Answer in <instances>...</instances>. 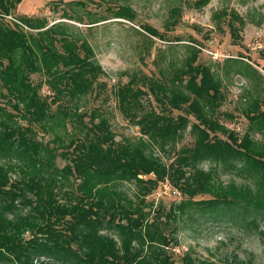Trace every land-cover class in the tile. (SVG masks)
<instances>
[{
    "label": "trees",
    "instance_id": "obj_1",
    "mask_svg": "<svg viewBox=\"0 0 264 264\" xmlns=\"http://www.w3.org/2000/svg\"><path fill=\"white\" fill-rule=\"evenodd\" d=\"M19 1L0 0V98L13 111L0 107V264H211L189 253L174 259L168 253L177 244L166 234L170 223L186 214L222 215L257 227L258 217L264 218V142L248 131L238 137L220 124L217 110L225 95L211 68L198 62L199 45L189 41L188 55L169 83L133 76L117 86L119 112L138 127L141 137L116 141L97 111L89 114L90 126L83 121L88 114H78V103L103 86L98 81L104 71L91 46L64 22L49 26L44 18L29 17L8 21L5 17ZM208 1L195 5L201 8ZM114 16L134 20L125 7ZM213 19L224 20L231 37L239 38L236 22L242 26L244 20L234 10H221ZM143 31L164 39L150 26ZM228 59L246 64L243 56ZM246 65L252 76L257 73ZM36 73L46 79L34 85L28 76ZM44 85L51 96L40 94ZM147 95L158 110L143 106L140 98ZM18 114L26 126L11 124ZM96 116L100 120L94 123ZM245 117L258 123L264 135L261 101L254 100ZM67 121L80 127L81 137L63 144L55 129L65 130ZM34 125L55 134L53 147L36 140ZM188 128L192 145L164 164L154 148L165 152ZM57 152L69 156L62 168L52 163ZM203 163L211 169L200 168ZM220 166L252 178L256 190L216 181ZM15 172L20 176L12 180ZM166 181L184 199L167 210L160 205L152 215L145 199ZM123 184L134 185L133 198L120 189ZM202 196L209 198L196 199Z\"/></svg>",
    "mask_w": 264,
    "mask_h": 264
},
{
    "label": "rangeland",
    "instance_id": "obj_2",
    "mask_svg": "<svg viewBox=\"0 0 264 264\" xmlns=\"http://www.w3.org/2000/svg\"><path fill=\"white\" fill-rule=\"evenodd\" d=\"M196 1L20 0L5 18L12 23L14 19L24 17L44 18L49 26L64 22L62 24L67 25L70 33L88 42L95 60L104 71L98 81L103 86L78 103V114L86 112L88 117L83 121L90 126L89 114L97 111L109 123L116 141L135 142L141 137L138 127L119 112L114 94L117 86L127 83L133 76H146L169 83L173 72L182 66L190 48L189 41L193 40L201 47L198 62L209 66L222 84L225 100L217 110L220 124L238 137L248 131L255 141L263 143L261 126L250 123L245 117V111L256 99L261 101V110H264V0H209L201 8L196 7ZM122 7L129 8L134 13L132 22L114 18V12ZM221 10H234L244 20L242 26L236 22V26H239L238 39L231 37L224 20L213 19V15ZM65 17L72 20L62 19ZM95 21L100 22L89 25ZM146 26L157 30L164 39L150 37L143 31ZM175 40L180 42L176 43ZM237 56H243L244 62L253 66L257 73L252 76L251 68L246 64H235L228 59ZM45 79L39 73L28 76V80L34 85ZM40 94L51 96L46 85L42 87ZM140 101L146 109L159 108L150 95L142 96ZM0 107L13 112L2 98ZM55 108L56 105L51 107L52 112ZM178 114L183 113L174 112L173 115ZM2 119L6 120L5 115ZM99 120L100 116H96L94 123ZM26 123L20 114L11 122L21 126H26ZM65 126V130L60 127L55 129L63 144H68L72 138L81 137L77 124L72 125L67 121ZM33 127L36 140L53 147L51 140L55 134L41 131L37 125ZM192 143L193 137L188 128L183 138L166 147L165 152L155 147L154 153L167 165L181 148L191 146ZM68 160V155L57 152L52 163L54 167L62 168ZM211 167L210 163L200 165L203 170H210ZM10 176L14 180L20 174L15 172ZM215 180L225 186L233 183L237 187L247 186L251 191L256 190L252 178L222 166L217 168ZM164 188L160 185L145 199L152 215L158 206L167 210L184 199L176 190L175 197H161ZM120 189L130 198L134 197V185L123 184ZM208 198L209 196H202L196 199ZM256 223L258 228L247 222H233L222 215H195L191 218L186 214L170 223L169 230L172 227L177 230L175 234H171L169 230L166 234L174 238L177 244H173V249L168 250V253L174 259L189 253L193 259L207 260L211 264H229L231 261L238 264H264V218L258 217Z\"/></svg>",
    "mask_w": 264,
    "mask_h": 264
},
{
    "label": "built area",
    "instance_id": "obj_3",
    "mask_svg": "<svg viewBox=\"0 0 264 264\" xmlns=\"http://www.w3.org/2000/svg\"><path fill=\"white\" fill-rule=\"evenodd\" d=\"M16 21L15 19L13 20ZM161 186H164L165 188L161 191V197L167 196V197H175L177 196V189H174L167 181L162 183ZM176 190V191H175Z\"/></svg>",
    "mask_w": 264,
    "mask_h": 264
}]
</instances>
